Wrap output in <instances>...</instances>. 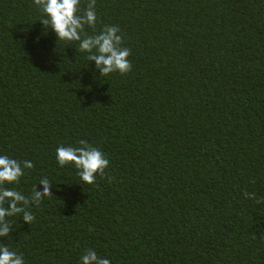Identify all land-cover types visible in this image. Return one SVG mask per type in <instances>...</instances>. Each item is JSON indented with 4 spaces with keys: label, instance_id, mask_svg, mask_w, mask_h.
Masks as SVG:
<instances>
[{
    "label": "trees",
    "instance_id": "16d2710c",
    "mask_svg": "<svg viewBox=\"0 0 264 264\" xmlns=\"http://www.w3.org/2000/svg\"><path fill=\"white\" fill-rule=\"evenodd\" d=\"M88 0H81V10ZM132 70L100 76L79 42L45 30L34 0H0V155L51 197L7 217L25 264H264V0H96ZM109 159L84 184L57 147ZM8 206L7 204L5 205Z\"/></svg>",
    "mask_w": 264,
    "mask_h": 264
},
{
    "label": "clouds",
    "instance_id": "9594fccd",
    "mask_svg": "<svg viewBox=\"0 0 264 264\" xmlns=\"http://www.w3.org/2000/svg\"><path fill=\"white\" fill-rule=\"evenodd\" d=\"M34 4L43 13L44 18L40 21L45 30L51 28L58 40L69 44L79 42V51L88 53L89 61H95L100 76L114 72L123 75L132 70V63L129 60L131 49L123 46L124 38L118 26L104 25L99 33L85 35L82 38L86 25L92 29L96 27V0H88L83 11L81 0H34ZM78 145L57 147V162L61 167L74 166L84 184H95L97 175L101 178L106 175L105 170L109 167L110 161L99 147L91 145L87 140H79ZM34 167L31 160L19 161L8 155H0V237H9L12 233V226L7 217L22 214L24 222L31 225L35 216L29 211V207L32 204L39 207L44 197L53 195V184L47 177L39 182L43 190L34 187L30 197L15 188L7 187L19 185L25 175V169ZM244 195L258 204L264 202L257 199L255 193L245 191ZM0 264H25V261L23 254L11 250L6 244H0ZM81 264H111V261L98 256L95 250L87 249L81 256Z\"/></svg>",
    "mask_w": 264,
    "mask_h": 264
}]
</instances>
